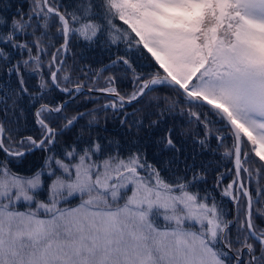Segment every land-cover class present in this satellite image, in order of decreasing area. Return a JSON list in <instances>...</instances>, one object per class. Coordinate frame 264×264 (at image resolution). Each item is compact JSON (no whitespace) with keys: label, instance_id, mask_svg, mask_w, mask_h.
Instances as JSON below:
<instances>
[{"label":"snow or ice","instance_id":"1","mask_svg":"<svg viewBox=\"0 0 264 264\" xmlns=\"http://www.w3.org/2000/svg\"><path fill=\"white\" fill-rule=\"evenodd\" d=\"M0 264H264V0H0Z\"/></svg>","mask_w":264,"mask_h":264},{"label":"trees","instance_id":"2","mask_svg":"<svg viewBox=\"0 0 264 264\" xmlns=\"http://www.w3.org/2000/svg\"><path fill=\"white\" fill-rule=\"evenodd\" d=\"M97 58H103L105 60V62H107V54H104L102 57L100 56H97ZM69 63H71V61H69ZM143 63V68L142 70L143 71H152V69L150 68V66H148L147 62H142ZM80 102H78L79 104ZM101 103H103V100H101ZM88 107L91 108V107H94V105L92 104H88ZM109 131H112V132H115L117 131V129H115L111 123H109ZM230 167V165H229ZM227 182V181H226ZM209 183H211V181H209ZM253 187H255V182H253ZM225 203H226V206L228 208H232V205L230 202H228L227 200H225Z\"/></svg>","mask_w":264,"mask_h":264}]
</instances>
